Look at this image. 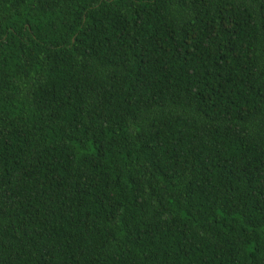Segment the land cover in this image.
I'll use <instances>...</instances> for the list:
<instances>
[{
  "label": "trees",
  "instance_id": "16d2710c",
  "mask_svg": "<svg viewBox=\"0 0 264 264\" xmlns=\"http://www.w3.org/2000/svg\"><path fill=\"white\" fill-rule=\"evenodd\" d=\"M0 264H264V0H0Z\"/></svg>",
  "mask_w": 264,
  "mask_h": 264
}]
</instances>
